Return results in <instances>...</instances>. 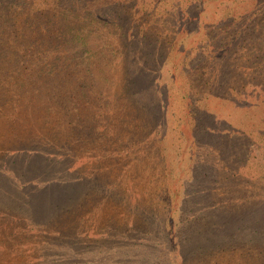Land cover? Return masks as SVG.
Here are the masks:
<instances>
[{
  "label": "rangeland",
  "instance_id": "374dc122",
  "mask_svg": "<svg viewBox=\"0 0 264 264\" xmlns=\"http://www.w3.org/2000/svg\"><path fill=\"white\" fill-rule=\"evenodd\" d=\"M15 1L0 264H264V0Z\"/></svg>",
  "mask_w": 264,
  "mask_h": 264
},
{
  "label": "trees",
  "instance_id": "16d2710c",
  "mask_svg": "<svg viewBox=\"0 0 264 264\" xmlns=\"http://www.w3.org/2000/svg\"><path fill=\"white\" fill-rule=\"evenodd\" d=\"M14 1V0H13ZM18 1H21V2H26V0H16L15 2H18ZM49 1V0H47ZM52 1H56V0H52ZM59 2H61L62 0H58ZM118 0H111L112 3H116ZM31 2V1H30ZM77 4L78 5H82L83 3L81 2V0H76ZM105 1L104 0H86L85 1V7L83 9V11L80 13L81 15H85L86 11L87 10H90L91 11V15L89 13V17L87 18H90V22H93V21H100L101 20V16H100V9H101V4L104 3ZM57 7V6H56ZM79 19L83 22H85V18L84 19H81V17H79ZM91 24V23H90ZM73 25H76L77 26V30H76V33L77 34L76 36L78 37V40L79 41V49H82L81 52H84L83 50L87 48V45L90 44V37L93 38L91 36V33L86 29H82L81 27L83 25H77L76 23H74ZM86 38V39H85ZM90 39V40H89ZM81 44V46H80Z\"/></svg>",
  "mask_w": 264,
  "mask_h": 264
}]
</instances>
